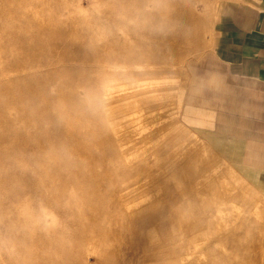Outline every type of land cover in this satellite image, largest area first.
<instances>
[{
    "label": "rangeland",
    "instance_id": "374dc122",
    "mask_svg": "<svg viewBox=\"0 0 264 264\" xmlns=\"http://www.w3.org/2000/svg\"><path fill=\"white\" fill-rule=\"evenodd\" d=\"M222 2L0 0V264H148L133 222L173 180L175 124L264 197V98L239 96L264 87L213 58ZM232 228V264H264Z\"/></svg>",
    "mask_w": 264,
    "mask_h": 264
},
{
    "label": "crops",
    "instance_id": "0c3cea01",
    "mask_svg": "<svg viewBox=\"0 0 264 264\" xmlns=\"http://www.w3.org/2000/svg\"><path fill=\"white\" fill-rule=\"evenodd\" d=\"M212 37L213 58L230 79L264 87V0H224ZM247 90L239 95L246 97L245 105L263 102L262 89ZM175 125L169 128L175 148L168 155L175 168L163 171L173 180L164 199L133 222L143 229L144 257L148 264L235 263L230 259L240 257L247 239L232 226L243 225L248 237H264V197L245 191L212 152L184 137Z\"/></svg>",
    "mask_w": 264,
    "mask_h": 264
},
{
    "label": "bare ground",
    "instance_id": "6f19581e",
    "mask_svg": "<svg viewBox=\"0 0 264 264\" xmlns=\"http://www.w3.org/2000/svg\"><path fill=\"white\" fill-rule=\"evenodd\" d=\"M185 1V0H184ZM181 2V1H180ZM178 6V5H177ZM175 7L176 6H174V9H175ZM185 8V7H184ZM178 8H176V10H177ZM178 12H179V10H177ZM181 11V10H180ZM162 13H164L165 14V11H163V12H161L160 11V13H159V15L161 16V14ZM163 15V14H162ZM166 18V17H165ZM173 21V20H172ZM162 22H163V20H162ZM170 26V25H169ZM167 27V26H166ZM162 30V29H161ZM151 33H153V31L152 32H150V31H148V30H144V32L142 33V34H145L146 36L148 35L149 37H150V35H151ZM163 46V45H162ZM153 48H155V49H153V52L155 53L156 51L158 52V53H162V50L163 49H161L160 47H158V46H155V47H153ZM148 61L149 59H147V57L146 56H143L142 57V61ZM121 61V60H120Z\"/></svg>",
    "mask_w": 264,
    "mask_h": 264
}]
</instances>
